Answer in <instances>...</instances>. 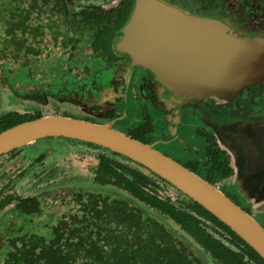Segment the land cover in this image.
<instances>
[{"label":"flooded vegetation","instance_id":"flooded-vegetation-1","mask_svg":"<svg viewBox=\"0 0 264 264\" xmlns=\"http://www.w3.org/2000/svg\"><path fill=\"white\" fill-rule=\"evenodd\" d=\"M162 1L264 42V0ZM137 3L0 0V135L50 116L106 125L183 165L264 229V217L241 194L233 154L199 118L205 113L193 116L190 96L163 89L149 66L119 49L117 37ZM218 106L261 113L264 81ZM130 173L139 176L136 197L126 182L118 188L119 177L134 179ZM44 202L57 210L55 220L38 231L17 223L15 215L38 214ZM118 202L126 218L168 234L186 264L205 262L182 235L210 264H264L245 239L172 182L109 147L65 135L0 150V264L107 260L115 241L104 235Z\"/></svg>","mask_w":264,"mask_h":264},{"label":"water","instance_id":"water-1","mask_svg":"<svg viewBox=\"0 0 264 264\" xmlns=\"http://www.w3.org/2000/svg\"><path fill=\"white\" fill-rule=\"evenodd\" d=\"M117 45L149 66L163 89L190 96L193 116L205 113L199 116L204 126L212 128L233 154L242 196L264 217V109L253 115L218 106L234 100L241 89H254L264 81V42L240 37L216 21L162 0H138ZM52 135L92 141L143 164L214 213L264 258V229L248 213L183 165L106 125L44 117L0 135V150ZM179 237L210 264L194 241L187 235Z\"/></svg>","mask_w":264,"mask_h":264},{"label":"trees","instance_id":"trees-1","mask_svg":"<svg viewBox=\"0 0 264 264\" xmlns=\"http://www.w3.org/2000/svg\"><path fill=\"white\" fill-rule=\"evenodd\" d=\"M130 175L134 179L129 177L126 180L122 176L118 178V188H124L123 182H126V188L136 197L140 190L137 185L139 176L131 173ZM143 183H145L144 178ZM114 209L112 228L105 231L104 237H112L115 243L108 252L109 258L100 260L98 264H186L185 255L172 245L168 234L163 230L141 227L137 219L132 220L130 214L126 218L124 214H127V209L120 202L114 205ZM51 237L57 238L58 236L54 234L48 238ZM85 237L88 238V232ZM96 253L102 254L103 252L97 250ZM54 260L59 263L58 256Z\"/></svg>","mask_w":264,"mask_h":264},{"label":"rangeland","instance_id":"rangeland-1","mask_svg":"<svg viewBox=\"0 0 264 264\" xmlns=\"http://www.w3.org/2000/svg\"><path fill=\"white\" fill-rule=\"evenodd\" d=\"M58 215L59 214L55 208L51 207L49 203L44 202L42 204V209L39 211L38 214H33L31 216L15 215V218L19 225L22 224L23 227L27 229L29 228V229H34L35 231H38L40 228V225L44 226L46 222L55 220ZM12 223L13 222H11V225Z\"/></svg>","mask_w":264,"mask_h":264}]
</instances>
